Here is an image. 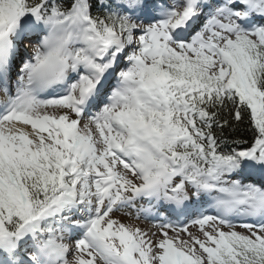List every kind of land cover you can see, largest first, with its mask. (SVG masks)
<instances>
[{
    "label": "snow or ice",
    "instance_id": "1",
    "mask_svg": "<svg viewBox=\"0 0 264 264\" xmlns=\"http://www.w3.org/2000/svg\"><path fill=\"white\" fill-rule=\"evenodd\" d=\"M0 264H264V0H0Z\"/></svg>",
    "mask_w": 264,
    "mask_h": 264
},
{
    "label": "rangeland",
    "instance_id": "2",
    "mask_svg": "<svg viewBox=\"0 0 264 264\" xmlns=\"http://www.w3.org/2000/svg\"><path fill=\"white\" fill-rule=\"evenodd\" d=\"M117 215H119V214H117ZM129 222L139 224L143 228H149V227H151V225H150L149 222L142 221V220L141 221L132 220V221H129ZM192 231H195V229H192Z\"/></svg>",
    "mask_w": 264,
    "mask_h": 264
},
{
    "label": "trees",
    "instance_id": "3",
    "mask_svg": "<svg viewBox=\"0 0 264 264\" xmlns=\"http://www.w3.org/2000/svg\"><path fill=\"white\" fill-rule=\"evenodd\" d=\"M242 128H243V126H242Z\"/></svg>",
    "mask_w": 264,
    "mask_h": 264
}]
</instances>
